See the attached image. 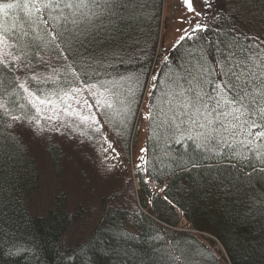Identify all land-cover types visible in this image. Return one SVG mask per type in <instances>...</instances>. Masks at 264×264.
<instances>
[{
	"label": "snow or ice",
	"instance_id": "6c2138e0",
	"mask_svg": "<svg viewBox=\"0 0 264 264\" xmlns=\"http://www.w3.org/2000/svg\"><path fill=\"white\" fill-rule=\"evenodd\" d=\"M214 2L182 0L191 31L184 30L187 35L180 37L181 42L199 41L207 32L229 35L212 27L208 15L197 11V5L208 10ZM145 6L143 0H0V156L23 148L25 135L40 137L45 131L59 132L61 127L76 131L81 126V136H88L89 130L99 134L103 125L97 112L109 123L118 117L116 134L129 139L146 95L148 111L142 116L158 152L147 147L138 150L133 171L143 183L157 164L191 171L222 167L211 161L225 156L251 168L246 177L264 173V41L253 39L242 47L229 40L205 39L190 47L179 64L162 53L164 79L153 73L148 77L150 85L145 82V68L127 71L128 65L141 62L138 53L125 58L123 51L105 48L102 54H84L86 39L106 45L123 35L125 28L150 18ZM218 17L219 12L213 14L211 23H217ZM212 46L215 52L210 58ZM48 50L59 53L56 63L41 55ZM49 84L53 87L48 88ZM60 113L72 117V124L61 120ZM103 139L107 141L106 136ZM172 145L180 146L179 155ZM101 150L114 154L116 164L104 169L111 176L121 162L120 153L111 141ZM172 259L175 264L180 257ZM184 264L193 262L184 256Z\"/></svg>",
	"mask_w": 264,
	"mask_h": 264
},
{
	"label": "trees",
	"instance_id": "16d2710c",
	"mask_svg": "<svg viewBox=\"0 0 264 264\" xmlns=\"http://www.w3.org/2000/svg\"><path fill=\"white\" fill-rule=\"evenodd\" d=\"M143 2L145 11L151 13L150 18H142L131 28H125L123 35L106 45L102 40L86 39L84 54H102L105 48L123 51L125 58L138 53L142 60L132 68L134 71L145 68V82L151 84L148 77L153 71L161 80L164 79L161 74L166 71L164 62L156 56L163 0ZM257 16L259 21L254 23L250 19L242 20L235 12L228 16L221 14L218 22L212 24L211 19L210 25L229 35L207 32L196 42L229 40L242 47L253 39L260 43L264 35L259 37L256 32L264 29V12ZM221 23L223 28L219 27ZM137 39L139 44L134 43ZM186 42L187 39L180 42L168 54L175 64L182 63L186 51L197 45ZM64 51L71 60L72 55L66 48ZM49 52L55 51L41 54ZM214 52L215 47H209L210 58ZM120 71L124 72L125 68L120 67ZM109 124L119 130L118 117L114 116ZM130 141L131 137L125 139L128 145ZM146 147L156 148L149 138V128ZM172 148L176 155L182 151L178 145ZM51 152L58 163L59 150L53 148ZM211 163L223 166L181 171L157 164L156 171L150 177L145 176L146 184L136 174L142 211L130 215L104 205L102 221L92 235L81 245L70 248L63 242L71 224L66 201L61 199L45 216H32L29 198L40 186L37 163L25 145L6 151L0 156V264H174L172 257H180L175 264H184V256L193 264H264V173L246 177L245 172L251 168H244L238 159L229 161L226 156L217 157ZM230 163L236 168L229 167ZM149 183L161 193L152 192ZM181 214L199 236L179 230ZM130 220L136 225V233L128 231Z\"/></svg>",
	"mask_w": 264,
	"mask_h": 264
},
{
	"label": "rangeland",
	"instance_id": "374dc122",
	"mask_svg": "<svg viewBox=\"0 0 264 264\" xmlns=\"http://www.w3.org/2000/svg\"><path fill=\"white\" fill-rule=\"evenodd\" d=\"M225 5L227 7L223 8ZM196 7L197 11L208 15L209 21L217 12H219V17L221 14L228 16L235 12L236 16L242 20L250 19L249 22L255 23L259 21L260 17L257 16L259 12H264V1L215 0L211 9L205 10L200 5ZM188 16L182 0H163L156 44V56L158 55L159 59L162 53L168 55L181 42L180 37L187 35L185 29L188 32L191 31L187 22ZM256 34L259 37L263 36L264 29L257 30ZM187 42L192 45L197 44L195 40H187ZM58 55L59 53L55 51L43 56L53 58V62L56 63L54 58ZM132 67L133 64L128 65L127 71H134ZM148 84L150 85V81ZM47 87L52 88L53 85L49 84ZM85 95L87 96V93ZM89 100L94 103L91 98ZM147 102L148 97L145 95L139 116L131 130L130 145L126 144L125 138L116 134L118 130L112 127L103 116H100L99 112L97 115L103 125L99 134H92L89 130L88 136H81L79 135V131L83 130L81 126L76 131L65 127H61L59 132L45 131L40 137L25 135L23 144L30 157L37 163L40 179L39 189L29 198L31 214L34 217L45 216L56 208L61 199H64L71 215L70 227L63 238L66 247L73 248L81 245L92 235L102 221L103 208L106 204L112 208L127 211L130 215L142 211L139 178L133 169L137 162L138 150L146 147L147 144L148 121L142 116V113L147 112ZM93 111H96L95 107ZM60 118L69 125L73 122L72 117H67L63 113H60ZM42 123L47 124L48 122L43 121ZM105 136L107 141L103 139ZM98 139L99 142H97ZM108 141L113 143L121 158L120 164L111 176L106 175L104 169L106 166L116 164V160L113 159L114 154L111 151L101 150L107 148ZM53 148L59 150L58 163L53 160L51 152ZM149 188L152 192L161 193L160 190H155L151 183H149ZM127 227L129 232L136 233V225L132 220L129 221ZM179 230L198 235L190 229V225L182 214Z\"/></svg>",
	"mask_w": 264,
	"mask_h": 264
}]
</instances>
